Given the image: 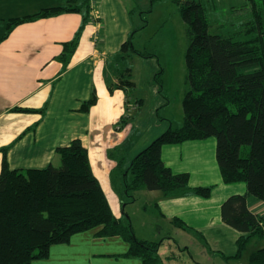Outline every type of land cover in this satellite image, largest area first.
Listing matches in <instances>:
<instances>
[{
    "label": "crops",
    "instance_id": "crops-1",
    "mask_svg": "<svg viewBox=\"0 0 264 264\" xmlns=\"http://www.w3.org/2000/svg\"><path fill=\"white\" fill-rule=\"evenodd\" d=\"M66 1L0 0V40L13 20L64 6ZM77 2L80 4L82 0ZM129 3L135 7L136 0L92 1V19L70 68L64 73L58 58L64 44L72 41L82 26L81 14L66 13L19 24L0 42V150L9 147L10 168L45 169L58 164L57 149L80 139L89 152L93 173L119 220L124 215L123 191L117 188L119 182H113L117 163L109 154L123 147V156L130 163L169 129L170 121L146 125L148 110L165 109L163 120H173L169 116L172 102L164 85L161 90L152 83L159 69H147L152 59L134 58L132 81L136 89L128 98L124 90L113 94L108 90L107 83L112 79L107 71L108 61L133 31H138L133 21L134 7ZM162 71L164 83L166 71ZM94 90L97 104L88 113H82L83 104L91 99ZM139 100L143 105L137 118L131 121L130 111L138 109ZM182 100L183 97L177 105L179 114L183 112ZM127 102L131 109L127 110ZM46 106L45 114L37 112ZM17 108L36 112H16ZM123 117H129L125 126L121 125ZM181 122L179 118V125ZM126 144L130 148L125 149ZM216 146L212 138L162 149L163 161L169 169L175 174H189L190 187L213 188L209 199L194 195L169 198L160 191H138L137 196L146 202L145 216L136 224L131 223L139 240L161 243L159 253L164 264H249L250 256L264 249V244L253 240L252 250L248 251V246L243 258H235L241 233L224 222L221 209L230 197L246 195L247 186L224 183ZM2 161L0 152V173ZM133 198L131 203L135 206L140 199ZM248 207L252 213L264 217V203L249 198ZM176 219L192 231L178 228ZM98 232L99 229L75 235L70 244L53 246L49 259L33 264H142L139 258L121 257L129 250V244L121 237L98 238ZM195 232L203 236V241ZM193 247L199 248L198 258Z\"/></svg>",
    "mask_w": 264,
    "mask_h": 264
},
{
    "label": "trees",
    "instance_id": "trees-1",
    "mask_svg": "<svg viewBox=\"0 0 264 264\" xmlns=\"http://www.w3.org/2000/svg\"><path fill=\"white\" fill-rule=\"evenodd\" d=\"M67 0L64 6L13 20L0 42L22 23L33 22L66 13H78L83 23L74 39L64 44L58 60L67 71L78 50L82 35L92 19V1ZM157 0H151L154 4ZM253 17L247 25L246 39L212 32L202 0H187L180 13L187 27L189 47L186 53V81L189 90L182 100L183 118L179 127L171 126L158 136L130 163L122 148L109 154L117 165L112 179H122L125 194L141 190L160 191L166 197L212 196V187H190L187 173L175 174L162 157V149L187 141L215 139L216 157L223 181L227 185L244 183L246 195L230 197L221 209L224 222L241 233L237 241L241 258L255 239H264V217L251 212L248 199L264 203V0H247ZM133 31L120 51L107 63L111 75L107 83L113 94L124 90L127 98L136 85L132 81L135 57L154 58L134 47ZM215 32V31H214ZM162 72L155 83L162 88ZM98 102L96 90L82 106L88 113ZM128 109L129 108V102ZM138 109L143 101L137 102ZM47 106L37 111L45 114ZM16 112H36L15 109ZM129 117H123L125 126ZM131 121L134 118L130 119ZM36 128H33L35 130ZM3 154L0 173V264H33L47 260L55 245L70 244L75 235L98 230V238L121 237L129 250L121 257L139 258L142 264H164L159 253L161 243L139 240L130 218L117 219L103 188L93 173L89 152L80 139L57 149L58 164L45 169L12 170ZM124 215L127 214L124 212ZM178 228L192 230L180 220ZM203 241V236L195 232ZM249 264H264V249L252 254Z\"/></svg>",
    "mask_w": 264,
    "mask_h": 264
},
{
    "label": "rangeland",
    "instance_id": "rangeland-1",
    "mask_svg": "<svg viewBox=\"0 0 264 264\" xmlns=\"http://www.w3.org/2000/svg\"><path fill=\"white\" fill-rule=\"evenodd\" d=\"M186 1L181 0V3L183 4ZM202 2L205 4L213 33L223 36L231 35L242 40L246 39L247 25L253 17L252 8L247 0H202ZM130 6L134 7L131 4ZM180 8L181 4L176 2V0H157L154 4L151 3V0H136L133 21L138 32L134 47L140 52L154 57L151 58V62L153 63L148 65L147 69L149 67H157L159 69L157 74L162 72L160 76L162 88L164 85L165 92L172 102V106L169 108V116L173 120L167 119V121H164L163 118H166L167 112L165 109L158 108L153 112L148 110L146 125L168 123L170 121L172 123L171 126L177 128L180 126L179 118L182 119L184 116L183 112L179 114L177 105L182 97H184L183 95L189 90L186 81L185 57L190 42ZM134 66L135 61L133 62V70L135 69ZM162 70L166 71L164 83L162 80L164 72ZM144 82L146 83L147 81ZM152 83L155 84V80ZM162 88L160 86L161 90ZM139 111L140 109L136 111L131 109L130 119H135ZM127 144L124 146L125 149L130 148V145L127 148ZM121 180H118L120 184L117 185V188L121 193L123 191L122 211L124 213L125 208L127 214V216L123 215V219L121 220L126 222L128 217L136 224L140 218H144L145 216L143 215V207L146 205V202L137 196L139 192H134L131 195L140 199V201L135 206H132L131 198L122 189L123 182ZM254 240L260 242L262 245L264 244V239L255 238ZM253 243L249 244L248 251L252 250ZM193 252L197 258L200 256L199 248L194 249L193 247Z\"/></svg>",
    "mask_w": 264,
    "mask_h": 264
}]
</instances>
